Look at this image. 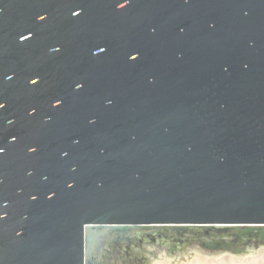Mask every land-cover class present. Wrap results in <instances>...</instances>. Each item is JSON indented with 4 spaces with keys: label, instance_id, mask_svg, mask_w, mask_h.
Here are the masks:
<instances>
[{
    "label": "water",
    "instance_id": "obj_1",
    "mask_svg": "<svg viewBox=\"0 0 264 264\" xmlns=\"http://www.w3.org/2000/svg\"><path fill=\"white\" fill-rule=\"evenodd\" d=\"M83 3L25 109L38 165L0 185V264L264 258V0Z\"/></svg>",
    "mask_w": 264,
    "mask_h": 264
},
{
    "label": "flooded vegetation",
    "instance_id": "obj_2",
    "mask_svg": "<svg viewBox=\"0 0 264 264\" xmlns=\"http://www.w3.org/2000/svg\"><path fill=\"white\" fill-rule=\"evenodd\" d=\"M83 5V0H0V185L8 184L4 194L38 165L36 117L25 109L37 91L44 93L50 85V74L62 73L48 49L67 33L75 39L82 31ZM43 134L45 146V130Z\"/></svg>",
    "mask_w": 264,
    "mask_h": 264
},
{
    "label": "rangeland",
    "instance_id": "obj_3",
    "mask_svg": "<svg viewBox=\"0 0 264 264\" xmlns=\"http://www.w3.org/2000/svg\"><path fill=\"white\" fill-rule=\"evenodd\" d=\"M194 260V259H192ZM196 262V263H195ZM259 262V263H258ZM193 261H190L189 263L187 264H192ZM194 264H200L199 262L197 261H194ZM205 264H240L238 262H234L232 260H224V261H220L219 263H215V262H208V263H205ZM246 264H264V258H256V260H253V261H249L247 262Z\"/></svg>",
    "mask_w": 264,
    "mask_h": 264
},
{
    "label": "bare ground",
    "instance_id": "obj_4",
    "mask_svg": "<svg viewBox=\"0 0 264 264\" xmlns=\"http://www.w3.org/2000/svg\"><path fill=\"white\" fill-rule=\"evenodd\" d=\"M259 263V262H258Z\"/></svg>",
    "mask_w": 264,
    "mask_h": 264
}]
</instances>
